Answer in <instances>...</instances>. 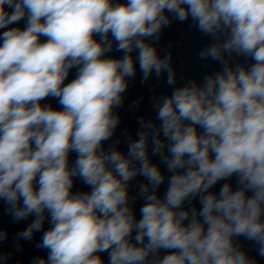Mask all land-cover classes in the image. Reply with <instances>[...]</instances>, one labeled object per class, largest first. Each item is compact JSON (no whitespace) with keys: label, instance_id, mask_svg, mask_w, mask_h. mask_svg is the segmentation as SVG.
I'll return each instance as SVG.
<instances>
[{"label":"clouds","instance_id":"1","mask_svg":"<svg viewBox=\"0 0 264 264\" xmlns=\"http://www.w3.org/2000/svg\"><path fill=\"white\" fill-rule=\"evenodd\" d=\"M189 19L221 69L177 86L156 43ZM137 70L172 92L105 147ZM0 202L32 218L17 252L41 234L30 264H259L239 241L264 258V0H0Z\"/></svg>","mask_w":264,"mask_h":264}]
</instances>
